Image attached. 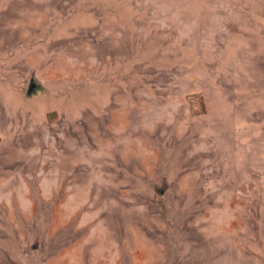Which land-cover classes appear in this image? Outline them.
I'll return each instance as SVG.
<instances>
[{
	"label": "rangeland",
	"instance_id": "374dc122",
	"mask_svg": "<svg viewBox=\"0 0 264 264\" xmlns=\"http://www.w3.org/2000/svg\"><path fill=\"white\" fill-rule=\"evenodd\" d=\"M0 264H264V0H0Z\"/></svg>",
	"mask_w": 264,
	"mask_h": 264
}]
</instances>
